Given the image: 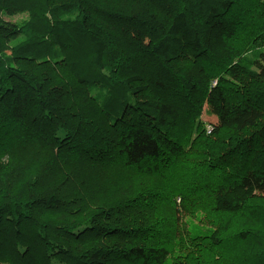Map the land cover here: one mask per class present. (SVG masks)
<instances>
[{"label":"trees","instance_id":"obj_1","mask_svg":"<svg viewBox=\"0 0 264 264\" xmlns=\"http://www.w3.org/2000/svg\"><path fill=\"white\" fill-rule=\"evenodd\" d=\"M0 264H264V0H0Z\"/></svg>","mask_w":264,"mask_h":264},{"label":"rangeland","instance_id":"obj_2","mask_svg":"<svg viewBox=\"0 0 264 264\" xmlns=\"http://www.w3.org/2000/svg\"><path fill=\"white\" fill-rule=\"evenodd\" d=\"M19 17L21 18L20 15H17V16H13V18L10 19H18ZM203 111L204 112L202 118L204 119V121H206V124L215 122L216 116L207 114L206 110Z\"/></svg>","mask_w":264,"mask_h":264}]
</instances>
